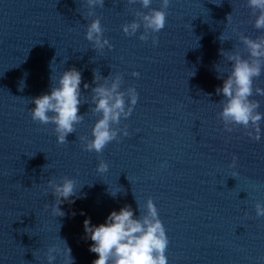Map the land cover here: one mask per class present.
Masks as SVG:
<instances>
[{
    "label": "water",
    "instance_id": "water-1",
    "mask_svg": "<svg viewBox=\"0 0 264 264\" xmlns=\"http://www.w3.org/2000/svg\"><path fill=\"white\" fill-rule=\"evenodd\" d=\"M150 7L159 9L160 0ZM87 11V0H0V264H47V248L63 249L62 240L75 264H92L96 254L82 238L81 210L100 224L125 204L139 215L136 199L143 213L148 197L169 240L168 264H264V217L254 207L264 203V120L258 141L247 135L251 128L228 132L218 116L223 96L215 91L230 71L219 50L247 58L240 35L264 37L246 0H170L165 27L147 41L139 39L143 26L133 36L122 30L139 19L137 11H148L139 3L105 0L92 17ZM96 17L111 50L96 51L85 39ZM71 67L82 72L87 102L80 105L83 121L61 144L54 125L33 121L31 100L50 90L52 75ZM94 69L102 76L119 72L121 89L138 92L119 125L129 135L99 155L79 140L91 138L99 118L91 111ZM254 84L264 87V71ZM254 98L264 112V97ZM101 160L107 172L98 171ZM64 176L86 198L60 205L61 217L47 181ZM63 262L58 254L56 264Z\"/></svg>",
    "mask_w": 264,
    "mask_h": 264
},
{
    "label": "clouds",
    "instance_id": "clouds-1",
    "mask_svg": "<svg viewBox=\"0 0 264 264\" xmlns=\"http://www.w3.org/2000/svg\"><path fill=\"white\" fill-rule=\"evenodd\" d=\"M104 3L105 0H87V15L92 17L95 8L104 7ZM128 3H139L148 11H137L135 16L139 19L122 25L125 35L133 36L143 26L144 31L139 35V39L147 41L150 33H158L165 27V10L169 7L170 0H160L159 9L150 7L152 0H128ZM246 3L256 17L254 27L264 29V0H246ZM230 16L231 14L228 15L227 21ZM103 33L104 28L99 17L87 23L85 39L96 51H101L106 46L109 50L113 48ZM151 38L155 45L157 37L152 35ZM219 39L221 42L224 41L222 35ZM239 39L247 50V58L238 51H225L223 48L219 50V54L229 62L230 71L227 72L226 78H223L224 73L218 71L216 67L217 79L223 78L222 86L215 90L217 95L223 96L219 102L221 110L218 116L228 132H232L238 126L244 129L251 128L252 131H248L247 135L258 141L261 139L260 122L264 120V112L259 111L260 101L254 96L264 97V87L255 85L254 81L264 71V37L252 39L241 34ZM51 70L53 73V69ZM92 75L95 86L91 88L93 105L91 111L99 114V118L91 129V138L80 136L79 140L84 150L94 151L99 155L110 142L114 140L119 142L121 135H129L128 126L119 125L122 119H127L131 115L138 102V92L134 86L121 89L123 77L119 72L102 76L94 69ZM132 76L138 77L139 73L133 71ZM50 79V90L32 98L31 103L34 107L30 109V113L33 121L54 125L56 140L63 144L67 142L68 135L76 131V125L84 119V116L79 114L80 105L87 102L81 94L82 72L71 67L62 71L56 78L52 75ZM89 87L87 82L83 83L85 90ZM236 159L234 156L229 167H236ZM108 167L109 165L101 160L98 171L107 172ZM237 175L238 173L234 171L232 177ZM47 189H51V194L55 198L52 210L61 217L65 213L60 205L65 202L73 204L76 199L86 198V194H78L76 181L67 176L61 177L59 182L54 179L48 180ZM117 192L112 190L109 195L115 198ZM136 203L139 215H136V210L130 204H125L118 210H111L100 224H93L91 217L86 216L81 210L80 214L85 215L82 238L91 241L88 250L96 254L92 264H168L166 249L169 240L153 199L148 197L144 202L143 213L137 199ZM254 207L256 216L264 217V203L256 202ZM72 215H75V212ZM62 241L63 249L55 245L47 248L45 256L47 264H56L58 254H63V264H75L71 248L65 240Z\"/></svg>",
    "mask_w": 264,
    "mask_h": 264
}]
</instances>
